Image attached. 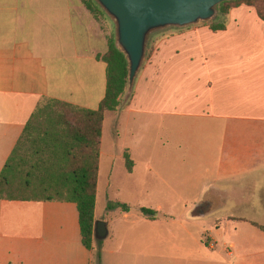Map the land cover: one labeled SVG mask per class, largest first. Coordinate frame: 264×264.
Returning a JSON list of instances; mask_svg holds the SVG:
<instances>
[{
  "label": "crops",
  "instance_id": "obj_1",
  "mask_svg": "<svg viewBox=\"0 0 264 264\" xmlns=\"http://www.w3.org/2000/svg\"><path fill=\"white\" fill-rule=\"evenodd\" d=\"M162 34L128 105L125 94L104 116L94 210L107 228L100 264H264V222L233 214L264 212V22L241 5L223 30L199 25ZM108 35L110 23L95 21L81 0H0V173L42 101L97 109ZM142 117H158L170 131L155 155L139 159L148 178L137 172L139 147L129 140L130 124ZM72 129L57 126L48 137L61 143L54 157L67 177L72 165L88 161L81 126ZM116 165L125 169L127 193L180 197L166 203L170 214L149 220L131 201L120 202L127 213L106 211ZM165 235L175 237L167 249ZM92 255L74 203L0 200V264H91Z\"/></svg>",
  "mask_w": 264,
  "mask_h": 264
},
{
  "label": "trees",
  "instance_id": "obj_2",
  "mask_svg": "<svg viewBox=\"0 0 264 264\" xmlns=\"http://www.w3.org/2000/svg\"><path fill=\"white\" fill-rule=\"evenodd\" d=\"M81 3L95 21L107 20L93 0H81ZM241 5L254 9L258 18L264 22V0H237L218 6V16L209 25L210 29L214 32L223 30L228 13ZM99 59L106 65V85L104 97L97 109L87 111L55 100L42 101L27 122L0 173V200H57L74 203L78 212L81 243L85 249L93 253L91 264L101 263L102 240L94 239L99 138L105 114L116 112L127 93V64L124 56L117 49L114 32L107 36V50ZM131 96L132 93L129 94L126 105ZM61 125L67 129L68 134L74 132L72 128L81 126L78 134L85 135L88 161L72 165L71 177H67L65 173L66 166L54 157L61 143L59 140L54 142L48 138L51 129ZM66 146L65 142V149ZM124 161L127 172H131L133 163L127 153L124 154ZM31 188L42 191L51 188L65 189L68 197L58 199L51 196L26 195V191ZM14 190L19 192L18 196L10 194ZM116 209L124 213L129 212V207L124 204L110 202L106 206V211ZM139 212L149 220H155L158 216L156 211L146 208H141Z\"/></svg>",
  "mask_w": 264,
  "mask_h": 264
},
{
  "label": "water",
  "instance_id": "obj_3",
  "mask_svg": "<svg viewBox=\"0 0 264 264\" xmlns=\"http://www.w3.org/2000/svg\"><path fill=\"white\" fill-rule=\"evenodd\" d=\"M237 0H93L114 27V40L127 64V97L142 68L154 35L209 25L218 6ZM107 237L106 224L94 223V239Z\"/></svg>",
  "mask_w": 264,
  "mask_h": 264
},
{
  "label": "rangeland",
  "instance_id": "obj_4",
  "mask_svg": "<svg viewBox=\"0 0 264 264\" xmlns=\"http://www.w3.org/2000/svg\"><path fill=\"white\" fill-rule=\"evenodd\" d=\"M107 21L110 23V35H111V33L114 32V27L112 22L108 18ZM177 31L178 30H170L165 33H171ZM159 35L161 34L154 35L151 38L148 44V50L146 53L145 62L153 52L156 39L159 37ZM164 125L165 122H162V120L158 117H142L140 118L139 121L132 122L129 126V131L132 134V137H130L129 140L133 142V145L137 144V147H139L135 149L137 160L139 162L137 172L142 175L146 173L147 178L149 177V174L145 171L144 169L145 165L141 163L142 160L139 159L143 157H149L150 155H155L159 140L164 139L166 136H170V134H168L170 133V131H167ZM104 166L105 165L103 164V169ZM116 171L118 173L116 178L117 182L114 187V190L111 191V195H110V198L114 201V203H120V202L126 203L127 201H131L132 204H136V205L140 204V206H142L143 208L150 209L156 212H157L156 210L157 206H161L163 208V211L157 212L158 216H165L167 214H170L166 211V203L172 200H175L177 202L180 198L175 196H164V195H158L157 193H152L146 195L145 197H140L139 199L138 196L127 193L128 191L122 186L124 182L123 173H125V169L121 168L120 165H116ZM10 194L13 196H18L19 192L14 190L11 191ZM26 195L33 197L43 195V196H51L53 198H58V199H66L68 197V193L65 189L57 190L53 188L48 189L46 191H42L41 189L38 190L37 188H31L30 190L26 191ZM133 200H137V201H133ZM134 202H139V203H134ZM98 213H100V210ZM233 214L244 219L245 222H259V223L264 222V212L254 211L252 210L251 207H244L242 211H238ZM219 215L220 214L212 215L209 217V219H214ZM208 233L215 238V235H212L210 232ZM209 234L206 233L205 235L207 236ZM174 238H175L174 235L173 237L172 235H165L163 236L162 241H160L161 242L160 245H162L164 248L168 246H172ZM221 244L219 243L218 247H220ZM126 264H133V261H129Z\"/></svg>",
  "mask_w": 264,
  "mask_h": 264
}]
</instances>
